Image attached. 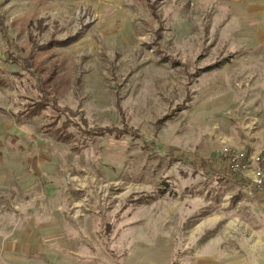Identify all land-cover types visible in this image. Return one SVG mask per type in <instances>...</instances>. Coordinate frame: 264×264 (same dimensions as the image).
<instances>
[{
	"label": "rangeland",
	"instance_id": "374dc122",
	"mask_svg": "<svg viewBox=\"0 0 264 264\" xmlns=\"http://www.w3.org/2000/svg\"><path fill=\"white\" fill-rule=\"evenodd\" d=\"M262 3L0 0V264H264Z\"/></svg>",
	"mask_w": 264,
	"mask_h": 264
},
{
	"label": "trees",
	"instance_id": "16d2710c",
	"mask_svg": "<svg viewBox=\"0 0 264 264\" xmlns=\"http://www.w3.org/2000/svg\"><path fill=\"white\" fill-rule=\"evenodd\" d=\"M80 37H81V34L78 33V34H75V35H73L71 37H68V38H66L64 40H60V41L51 40L47 44L38 45L36 47H37L38 51H46L49 48H53V47L64 48V47H67V46L75 43L76 41H78ZM34 47H35V45H34ZM32 54H33V51L30 52V54L28 56V60H30L32 58ZM7 56L9 58L14 59V56H13L12 52L9 49L7 50ZM230 60H231L230 56L223 57V58L218 59L217 61H215V62H213L211 64H208V65L200 68L197 72L198 73H207V72H211V71H214V70H219L223 66L228 64L230 62ZM27 63H29V61H27ZM186 100L187 99H185V101ZM184 102H183V104H184ZM183 104L182 105H178L172 111H174V112L181 111L182 107H183ZM169 116H170L169 114H166L158 122H163L164 120L169 118ZM81 121H82L81 122L82 126L84 125L86 127L87 126L86 125V121L83 120V119H81ZM84 131L85 132L87 131V132L91 133V135L93 137H105L106 135H109V136H115V138H118L119 136H121V135H118V129L115 128V127H111V128L95 127V128H92V129H89V130H84ZM195 164H197L198 167H202V168H204L206 166V163L204 162V160H197V161H195Z\"/></svg>",
	"mask_w": 264,
	"mask_h": 264
},
{
	"label": "built area",
	"instance_id": "2783aa9c",
	"mask_svg": "<svg viewBox=\"0 0 264 264\" xmlns=\"http://www.w3.org/2000/svg\"><path fill=\"white\" fill-rule=\"evenodd\" d=\"M222 157L229 164L231 172L239 175L242 179H248L251 185L258 190L264 188V170L261 168L259 157L247 158L238 151H224Z\"/></svg>",
	"mask_w": 264,
	"mask_h": 264
},
{
	"label": "crops",
	"instance_id": "0c3cea01",
	"mask_svg": "<svg viewBox=\"0 0 264 264\" xmlns=\"http://www.w3.org/2000/svg\"><path fill=\"white\" fill-rule=\"evenodd\" d=\"M262 5H264V3H262ZM263 11H264V7H263ZM249 262H252V264H255V261L254 260L252 261V255H250V260L246 264H250Z\"/></svg>",
	"mask_w": 264,
	"mask_h": 264
}]
</instances>
